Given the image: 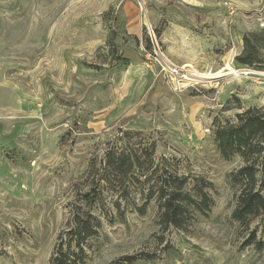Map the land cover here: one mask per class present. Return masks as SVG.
Masks as SVG:
<instances>
[{
    "label": "rangeland",
    "instance_id": "obj_1",
    "mask_svg": "<svg viewBox=\"0 0 264 264\" xmlns=\"http://www.w3.org/2000/svg\"><path fill=\"white\" fill-rule=\"evenodd\" d=\"M260 31L264 0H0V264H49L74 205L94 217L83 264H264V212L233 218L244 162L214 133L264 107V71L234 59ZM126 147L153 149V167L99 181ZM161 174L209 209L166 227L147 196Z\"/></svg>",
    "mask_w": 264,
    "mask_h": 264
},
{
    "label": "trees",
    "instance_id": "obj_2",
    "mask_svg": "<svg viewBox=\"0 0 264 264\" xmlns=\"http://www.w3.org/2000/svg\"><path fill=\"white\" fill-rule=\"evenodd\" d=\"M108 15L104 16L105 19H108ZM110 28L105 45L113 57L117 53L115 40L118 35ZM154 32L158 38L159 32L157 30ZM242 44L241 52L234 58L236 65L264 71V67L260 66L263 60L261 55L264 51V31L244 35ZM146 47L152 54L153 47L148 38H146ZM116 59L120 62L125 61L121 57H116ZM235 118L234 123L218 125L214 133L217 148L224 159L229 160L238 154L244 162V166L237 172L241 188L237 208L232 215L237 221L247 222L249 218L264 212V195L256 189L258 170L256 162L253 161L264 159V107L243 110L242 113L236 114ZM153 154L154 150L151 148L149 151L142 149L135 151L129 147L113 149L104 156V164L99 169L102 172L98 180L112 185L116 181L128 179L129 174L136 168L145 167L147 163L153 167L151 162ZM159 177L164 181L159 182L156 189L148 188L147 196L149 199L157 196L161 223L166 227L183 228L190 217L191 208L200 212L209 209V198L203 191V187L198 191L199 201L197 202L190 193L184 192L187 178H177L173 175L166 178L163 174ZM92 190L81 199V204L86 208L95 204V196L90 194ZM71 212L70 227L65 233L58 235V243L49 264L84 263L83 246L87 239L95 233L94 217L89 211L77 205L73 206Z\"/></svg>",
    "mask_w": 264,
    "mask_h": 264
}]
</instances>
